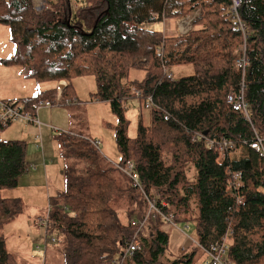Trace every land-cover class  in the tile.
<instances>
[{
  "label": "trees",
  "instance_id": "16d2710c",
  "mask_svg": "<svg viewBox=\"0 0 264 264\" xmlns=\"http://www.w3.org/2000/svg\"><path fill=\"white\" fill-rule=\"evenodd\" d=\"M230 5L231 0H46L38 11L32 0H0V24L9 27L16 45L13 56L1 60L4 65L18 66L37 82L67 80L63 98L76 101L73 80L93 76L92 100L108 102L118 116L119 162L82 133L59 135L75 160L64 169V188L40 207L47 206L46 237L65 245L64 264L191 262L192 248L170 259V236L163 227L184 232L179 224L189 221L206 257L215 246L217 252L227 250L230 264H264V158L251 147L257 136L264 138V0H244L246 56L238 53L245 41L233 26ZM193 12L198 15L186 36L143 26ZM241 55L245 74L236 65ZM175 66H191L193 72L169 77L167 70ZM133 68L144 72L142 79H129ZM242 86L250 120L228 102ZM56 93L52 87L4 102L31 111L35 101L54 100ZM133 101L151 114L147 124L140 112L135 136L126 115ZM10 125L0 123V131ZM27 149L26 140L0 139L4 232L25 211L22 198L11 194L27 172ZM136 239L139 249L124 258ZM0 264H19L5 233Z\"/></svg>",
  "mask_w": 264,
  "mask_h": 264
},
{
  "label": "rangeland",
  "instance_id": "374dc122",
  "mask_svg": "<svg viewBox=\"0 0 264 264\" xmlns=\"http://www.w3.org/2000/svg\"><path fill=\"white\" fill-rule=\"evenodd\" d=\"M165 22H168V24H165ZM179 24L180 22L176 18L169 21L164 20V23L160 21H149L144 23L143 26L148 29L167 32L165 34L171 36L175 35ZM176 35L186 36L180 32H176ZM15 46L11 41L9 27L0 24V101H4L2 100L4 98L21 99L29 95L36 96L47 89L46 87L55 86L54 82H37L32 78H27L24 76L25 71L18 66L4 65L1 60L12 57L16 49ZM241 47L242 45L238 48V53H240ZM170 71L171 77L179 78L192 74L193 68L191 66H175ZM143 76L144 72L136 68L131 69L129 73V79L132 80L142 79ZM73 87L80 103L71 106L55 105L51 108H41L35 115L34 121H37L38 114L40 121L44 124L42 127L44 128L43 130H49V134L43 141L44 149H37L36 143H34L32 138L29 140L25 139L28 142V165L32 161L39 160L40 162L42 160L46 168L52 171L55 180L59 182L62 179L61 189L64 188L65 184L64 169L70 166L71 162L75 160V157L66 154L67 149L63 145L64 139L60 140L59 135H76L82 133L85 138L101 141V150L109 159L115 162H119L121 159L115 137L118 116L113 112L108 102L92 100V96L97 90L95 77L83 76L75 78L73 80ZM37 102L38 100L34 103ZM136 102L133 101L127 104L126 111L127 118L129 119L130 134L132 136L136 135L140 112L143 114L144 122L147 124H150L151 117L150 110L143 107L140 111V107L138 104L136 105ZM59 112L60 115L58 114ZM12 122L14 123L13 126L5 128L6 130L4 129V132H2L3 130L0 131V138L1 136L7 135L14 137L16 136L14 132L17 131L18 133H31L26 127L30 123L21 124L16 120ZM0 123L3 124L2 121ZM22 135L16 137L22 138ZM232 147L233 145L230 146V148ZM240 154V151L235 152L232 154V158H238ZM37 184L39 182L35 183L32 188H21L20 192L26 201V206H24L25 211L18 217L19 219L14 224L4 227L6 229L5 232L0 229V234L5 233L7 248L16 255V260L19 264H64L65 245L60 240L52 243V240L50 241V238L46 237L45 226L42 225V217L47 216V206L45 208L40 207L45 202L46 196L43 199L40 198L41 196H33ZM8 192L10 191H6V194ZM38 192H40V189ZM52 195H56V193ZM121 220L123 223L126 222L124 215L121 216ZM163 227L170 236L168 248L170 259L178 260L188 248H192V251H195L191 256L192 261L183 262V264H206L207 257L201 249V244L198 243L194 221L179 224L180 228L183 227L184 232H178L169 226ZM182 236L184 238L186 236L187 241L184 244ZM55 237L56 235H54ZM118 262L115 261L111 264H117Z\"/></svg>",
  "mask_w": 264,
  "mask_h": 264
},
{
  "label": "built area",
  "instance_id": "2783aa9c",
  "mask_svg": "<svg viewBox=\"0 0 264 264\" xmlns=\"http://www.w3.org/2000/svg\"><path fill=\"white\" fill-rule=\"evenodd\" d=\"M32 2L38 11H41L45 8L46 0H32ZM243 5H244V0H231V6L229 9V12H230V17L232 19V22L234 24V28L238 30L239 32H241L244 38L245 43L243 47L241 48V51L246 56V42L249 39L250 32H249L248 26L246 25L242 17L241 9ZM197 15L198 13H193L187 17H178L177 19L179 20L180 24L177 26L176 32H180L182 35L189 34L190 31L193 30V27H194L193 22ZM154 19H156V16L152 17V20ZM244 55H241L236 62V65L238 68L239 66L242 67V70L244 71L243 74H245L247 71V61ZM167 72H168V76L171 77V71L167 70ZM228 102L233 106L235 110L243 112L246 118L250 120L251 104L246 99V88L244 86H242L241 89L238 91L231 92L228 95ZM50 105L51 103L49 101H46V102L41 101L39 104H33L32 108L34 110H37L42 106H50ZM0 119L3 125H6L15 120L22 121V122L34 121L35 115H34V112L25 110L24 105L16 106L14 102L6 103L4 101H0ZM38 138H41V137L38 136ZM3 141L7 143L6 139H4ZM96 144H100V142H96ZM251 147L259 151L261 156L264 158V138H260L257 136L256 141L251 144ZM132 167L133 165H130V168ZM235 177L236 178L234 182V187L240 186L241 178H242L241 173H237ZM152 209L157 210L154 204H152ZM133 224L136 225L135 222H133ZM128 249L129 251L127 250V256L130 257L134 254L136 250V245L131 244ZM216 250H217V247L213 246L212 251H208V250L207 252L205 251L209 255V262H207V264H230L228 261L225 260V254L227 250L225 251L224 249H221L219 252H217Z\"/></svg>",
  "mask_w": 264,
  "mask_h": 264
},
{
  "label": "crops",
  "instance_id": "0c3cea01",
  "mask_svg": "<svg viewBox=\"0 0 264 264\" xmlns=\"http://www.w3.org/2000/svg\"><path fill=\"white\" fill-rule=\"evenodd\" d=\"M165 33H167V32H165ZM59 84L62 87H65L68 85L67 81H64V80L60 81ZM52 87H54V85ZM52 87L48 86V87H46L47 89H45V90H49ZM30 96H33V95H29L27 97H30ZM2 100H7V99L4 98ZM9 100H12V99H9ZM60 112L58 113L59 115H60ZM18 122H20L21 124L30 123L26 127L28 128V130L31 131V133H27V132L18 133V131H17V132H14L16 134V136L23 134L22 138H19L16 136L12 137V136L7 135V136H1L0 139L5 138L6 140L9 141V140H25V139L29 140L30 138H32L34 143H36L37 149L43 150L44 149L43 141H44V138H46V136L49 134V132H48L49 130H43L44 128H42V127L44 126V124L40 121L38 114H37V121H32V122L18 121ZM13 124L14 123H11L10 126H13ZM38 136H40L42 139L41 144L37 139ZM61 181H62V179H61ZM61 181L58 182L57 180L54 179L52 171L50 169L46 168V166L42 160L40 162H39V160H35V161H32L28 165L27 172L22 177L19 188L16 190V192H14V194H11V195L16 196V197H20V198H22V200L24 202H26L25 197H23L22 193L20 192L21 188H25V189H26V187L32 188L35 183L39 182V184H37L35 186L33 196H41L40 198L43 199L45 196L46 197L51 196L52 194L61 191L62 190L61 189L62 188V182ZM39 189H40V192H38ZM169 227H172V226H169ZM174 229H176L178 232H182L179 229H177L176 227ZM182 240H183V244H184L187 241L186 236H185V238H184V236H182ZM184 249H185V247H184Z\"/></svg>",
  "mask_w": 264,
  "mask_h": 264
},
{
  "label": "clouds",
  "instance_id": "9594fccd",
  "mask_svg": "<svg viewBox=\"0 0 264 264\" xmlns=\"http://www.w3.org/2000/svg\"><path fill=\"white\" fill-rule=\"evenodd\" d=\"M230 6H231V5H230ZM243 7H244V5H243ZM243 7H242V9H243ZM229 9H230V8H229ZM242 9H241V11H242ZM193 13H198V12H193ZM193 13H192V14H193ZM229 13H230V12H229ZM242 17H243V15H242ZM230 18H231V17H230ZM243 19H244V18H243ZM231 20H232V19H231ZM244 21H245V20H244ZM245 23H246V21H245ZM246 25L248 26L247 23H246ZM233 26H234V24H233ZM248 28H249V26H248ZM175 35H176V31H175ZM54 87H56V90H57V93H56V96H55V99H54V100H50V99H39L37 103H33V104H39L41 101H44V102L49 101V102L51 103V105H50V106H42V107H40V108L37 109V110H34V109L32 108L31 112H34V115H36V112H35V111H39L41 108H51V107H53V106H55V105L71 106V105H74V104H78V103H80L79 101H76L75 98H63L62 96H60L59 92L64 93L66 86H65V87H62V86L59 84V82H58L57 84H55ZM54 87H53V88H54ZM33 104H32V107H33ZM24 107H25V106H24ZM25 110H27V109L25 108ZM30 122H32V121H30ZM10 123H13V122H10ZM2 140H4V139H2ZM3 142H4V141H3ZM95 142H100V143H102V142L99 141V140H96ZM98 145H100V144H98ZM139 241H140V239H139ZM129 246H130V245H128V247H127V249H126V251H125V253H124V256H125L126 258H129V257L127 256V250H128V248H129ZM117 264H118V263H117Z\"/></svg>",
  "mask_w": 264,
  "mask_h": 264
},
{
  "label": "bare ground",
  "instance_id": "6f19581e",
  "mask_svg": "<svg viewBox=\"0 0 264 264\" xmlns=\"http://www.w3.org/2000/svg\"><path fill=\"white\" fill-rule=\"evenodd\" d=\"M59 94H60V96H62L63 97V93L62 92H59ZM14 104L16 105V106H21V104H19V103H15L14 102ZM36 113L38 112V111H35ZM37 139H38V141L40 142V144H41V142H42V139L41 138H38L37 137ZM7 142H8V140H7ZM235 188H239V186H236ZM134 245H136V250H135V252L139 249V241L136 239L135 240V242L133 243ZM134 252V253H135ZM134 255V254H133ZM132 255V256H133ZM207 259H209V255L207 254Z\"/></svg>",
  "mask_w": 264,
  "mask_h": 264
}]
</instances>
